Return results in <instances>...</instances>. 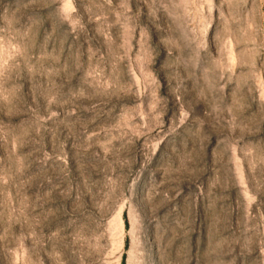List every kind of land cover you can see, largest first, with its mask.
Listing matches in <instances>:
<instances>
[{
	"label": "rangeland",
	"instance_id": "374dc122",
	"mask_svg": "<svg viewBox=\"0 0 264 264\" xmlns=\"http://www.w3.org/2000/svg\"><path fill=\"white\" fill-rule=\"evenodd\" d=\"M0 264H264V0H0Z\"/></svg>",
	"mask_w": 264,
	"mask_h": 264
}]
</instances>
